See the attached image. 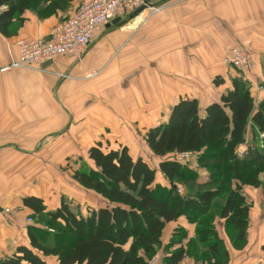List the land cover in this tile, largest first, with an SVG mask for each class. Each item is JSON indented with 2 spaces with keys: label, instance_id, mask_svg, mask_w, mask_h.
<instances>
[{
  "label": "trees",
  "instance_id": "16d2710c",
  "mask_svg": "<svg viewBox=\"0 0 264 264\" xmlns=\"http://www.w3.org/2000/svg\"><path fill=\"white\" fill-rule=\"evenodd\" d=\"M32 2L36 0H0V7L7 6L0 10L4 35L13 34V22L22 20L20 12L33 7ZM62 3L53 0L48 7L55 11ZM223 82L220 79L217 84ZM255 103L249 83L235 77L232 88L218 101L202 108L197 98L181 97L172 106L168 121L148 130L146 143L156 156L203 152L198 156L203 162L213 151L218 153L222 162L214 169L222 173H212L208 182L195 178L198 189L190 186L193 190L188 194H180L175 184L169 189L156 186V170L142 157L135 158L127 146L105 150L97 142L88 149L94 168L77 169L73 177L103 197L105 206L78 215L63 199L58 208L45 211L43 198L26 196L23 204L33 214L46 213L48 221L58 223L56 227L64 232L49 235L37 224H30V246H18L12 256L0 259V264H151L163 248L167 225L181 217L195 224L196 234L186 246L187 230L176 227L164 249L179 246L167 252L163 264H182L188 256L197 264H229L230 252L217 221H224V230L235 245L244 241L251 212L244 186L258 187L262 182L264 146L256 137L259 131L264 133V101L258 107ZM249 131L253 132L251 142L239 154ZM188 168L177 160L160 162L161 171L172 182ZM53 257L55 261L49 262Z\"/></svg>",
  "mask_w": 264,
  "mask_h": 264
},
{
  "label": "crops",
  "instance_id": "0c3cea01",
  "mask_svg": "<svg viewBox=\"0 0 264 264\" xmlns=\"http://www.w3.org/2000/svg\"><path fill=\"white\" fill-rule=\"evenodd\" d=\"M186 3L189 5L183 6L184 3L180 0L174 1L163 9L159 7L137 10L125 20H113L97 34L92 45L83 53L84 56L76 62L71 56H60L50 64L43 62L35 67L11 66L2 70L18 59L19 44L22 41L50 35L53 26L62 20L59 12L47 15L28 7L20 12L22 20L16 19L13 22L12 35L6 36L0 31V259L12 256L20 245L30 246L27 232L29 224L26 220L32 210L23 204V198L37 195L18 184L16 180H7L4 175L20 174L30 168L22 167L19 160L53 157V151L51 150V155L48 154L43 150V144L50 143L51 139L57 136L62 142L65 139L62 129L69 125L70 112L66 109V103L70 102L71 97H75L74 80L80 85L82 78H86V70L90 76H96L100 69L109 70L112 65V69L117 68L119 61L122 67L127 62L133 65L135 59L149 64L151 60L147 52L149 53V49L154 45L161 46L164 48L165 57L172 55L164 60L165 64L161 69L170 73L176 71L174 74H168L167 78L178 80L177 84L161 89L162 94L169 99L167 101H170V106H167L170 112L171 106L182 93L195 91L180 88L181 69L187 75L190 73L191 78H197L199 72L202 76L203 72L213 70L215 62L221 61L224 44L236 45L235 40L238 37L234 36H237L238 24H233L235 27L231 31L227 27L231 17L237 19L231 13L230 0H191ZM6 7L3 5L0 10ZM238 13L239 16H244L245 9ZM175 54L180 57L178 61ZM123 55L127 58L122 59ZM180 61H186L184 68L177 65ZM147 66L150 69V65ZM67 72L70 73L69 77L65 75ZM122 88L126 95L148 93V89L144 87L141 90ZM196 97L202 104L201 98ZM144 100L141 98L125 110L128 118V110L132 109L143 118L146 110ZM111 120L110 117L109 124ZM61 150L64 152L63 147ZM66 152H69L68 149ZM5 208L9 211H5ZM253 209L251 207V211ZM217 225L221 237L226 240L228 236L224 232V221H217ZM179 226L187 230L185 241L196 233L195 224L189 223L185 217L173 222L170 230L164 232L163 248L156 257L157 264L161 263V254L164 258L167 252L176 249L174 246L177 244L166 251L164 246L169 243L174 229ZM258 230L257 241L253 239L256 238L253 230L250 232L249 246L243 251L232 252L228 241H225L231 255L229 264H264V225ZM252 243H255L256 251L247 253ZM188 259L185 258L182 264H194V259L192 263Z\"/></svg>",
  "mask_w": 264,
  "mask_h": 264
},
{
  "label": "rangeland",
  "instance_id": "374dc122",
  "mask_svg": "<svg viewBox=\"0 0 264 264\" xmlns=\"http://www.w3.org/2000/svg\"><path fill=\"white\" fill-rule=\"evenodd\" d=\"M51 1L53 0H36L37 3L32 2L33 7L30 9L47 13V15H53L59 12L62 18V20H60L63 21L74 12L83 0H57L60 3L63 2L62 8L59 7L61 9H59V11L55 10L53 13L51 12L54 9L48 7L51 5ZM174 1L179 0H159L157 4H159L158 7L163 9L168 7V5H172ZM187 1L191 0H180L181 3H184L183 6H185V4L189 5L186 3ZM230 8L232 10L231 13L237 19L234 20L231 17V23L227 21L229 24L227 27L231 31L234 30L235 27L233 24H238L237 36H234L231 32L230 34L236 38L238 37V39L235 38L237 42L235 44H238L237 46L248 47L251 50L250 55L253 66L250 67L249 70L241 71L227 64L224 61L225 49L234 44L226 43L221 50V61L213 64L212 71L207 70L203 72L202 76H200L201 73L199 72L197 78H191L190 73L187 75L181 69L182 77L180 78V88L183 87V90L193 89L195 91L184 92L182 93L183 95L181 94L182 96H180V98L192 97L198 99L196 96H199V98H201L200 100L203 102L201 104L199 101L202 108H204L207 103L210 104L211 100L215 98H218V101V96L231 89L232 80L235 77H239L249 83L251 93L256 101V107L260 105V102L264 101V0H230ZM244 9L245 15L239 16L238 12L241 13ZM175 51L177 53V49H175ZM163 52L164 48L154 45L149 49V53L147 52L151 60L149 64L141 59L138 61L135 59L133 65L127 62V64H124L122 67L119 61V63H117V68L112 69V65L109 70H107L108 68L100 69L96 76H90L89 71L86 70L84 73L86 78H82L80 85L77 80H74V82H76L75 88L73 89L75 97H71L70 102L66 103L68 104L66 109L70 112L69 125L62 129L66 140L64 139L62 142L59 139L60 137H53L50 143H44V146L42 145L44 147L43 150L48 152V154L51 150L53 151V157L19 160L18 162H21L22 167L29 166L30 168L23 170L24 172L20 174L4 175V178L7 180H16L18 184L26 187L30 192H35L37 194L33 196L43 198L47 207L45 211L55 210L61 205V201L64 199L76 214L87 215L89 210L105 206V200L95 191L81 185L74 179L73 174L77 169L90 170L94 168L93 162L88 157V149L96 145L97 142H101L105 150L127 146L130 153L135 158L142 157L156 170V186L169 189L175 184L174 186H176L180 194L192 192L193 189H191L190 186L194 189H198L197 183L195 182L196 179L201 182H208L212 173L213 175L216 172L222 173V170L214 169L216 164L219 165L222 162L218 159V153L216 151H213L212 155L210 153L208 158L203 162H199L198 156L204 155L203 152L172 153L165 157H160L156 156L146 143L145 136L148 130L160 123H166L171 112L167 110V106H170V101H167L169 99L162 94L161 89L170 87V85L178 81L167 78L168 74H174L176 71H171L173 73H170L168 70L161 69L165 64L164 60L172 56L167 55V57H165ZM175 55L178 61L180 57L177 54ZM126 58L125 55L122 56V59ZM159 60L163 61L159 62ZM185 63L186 61H180L177 65H180L181 68L183 66L184 68ZM147 65H150V69ZM203 65L205 64L203 63ZM133 66L134 68H132ZM69 74L70 73L67 72L65 75L69 77ZM203 75H207V77ZM220 79H223L224 82L217 84V81ZM225 83L227 84L226 86ZM122 87H128L130 89L139 88V90L144 87V89H148V93L144 95H136V93L126 95L123 93ZM139 98H144V103L146 102L144 106L146 110L144 109L143 118L138 116L133 109L132 111L128 110V114H130L128 118L125 110H127L130 105H134L138 102L140 100ZM174 99H176V96H174ZM162 106H164V108H160ZM110 117L112 118L111 124H109ZM252 133V131L247 133L245 143L241 144L238 148L239 154L245 152L251 140ZM257 134V142L261 143V146H264V133L260 134L259 131ZM62 147L64 152L61 150ZM66 148L69 152H66ZM185 153H189V155ZM51 154L52 153H50V155ZM163 160L180 161L189 166L188 171L184 172L181 177L172 182L160 169V162ZM16 161L17 160H15V162ZM259 176L262 182L258 187L244 186V192L249 197L251 207L254 208L249 215L246 239L244 241L238 240L237 246L233 242V239L224 231L228 236L224 241H228L231 251L235 250L240 252L249 246L250 232L253 230V233L256 234V238L253 239L257 241L258 229L264 225V167L262 171H260ZM5 211H9V209L5 208ZM31 212L32 213L29 214L26 220L29 225L37 224L40 228L45 229L49 235L52 234L53 231L57 233L64 232L58 230L56 227L58 223L53 224L48 221L46 213L38 215L35 213L33 214V211ZM171 226L172 223L167 225L165 229L166 233L170 230ZM54 228L56 229L54 230ZM45 236L48 238L47 235ZM192 238H194V236H192ZM187 242L188 240H184L186 246L188 245ZM174 245L176 244H173V246ZM177 245L176 247L174 246V248H177ZM160 251L157 255L160 254ZM253 251H256L255 243H252L247 253H252ZM156 257L152 260L151 264H157ZM188 258L189 262L192 263L193 257L188 256ZM49 260L53 262L54 257ZM162 262L163 258L161 254L160 264H162ZM194 264H197V262L195 261ZM199 264H206V262H199Z\"/></svg>",
  "mask_w": 264,
  "mask_h": 264
},
{
  "label": "built area",
  "instance_id": "2783aa9c",
  "mask_svg": "<svg viewBox=\"0 0 264 264\" xmlns=\"http://www.w3.org/2000/svg\"><path fill=\"white\" fill-rule=\"evenodd\" d=\"M159 0H83L67 19L55 24L47 37L19 44V57L10 66L35 67L60 56L80 59L97 34L113 20H125L139 9L159 8ZM251 50L237 45L225 49L224 61L241 71L253 66ZM189 155V153H185Z\"/></svg>",
  "mask_w": 264,
  "mask_h": 264
},
{
  "label": "water",
  "instance_id": "95a60500",
  "mask_svg": "<svg viewBox=\"0 0 264 264\" xmlns=\"http://www.w3.org/2000/svg\"><path fill=\"white\" fill-rule=\"evenodd\" d=\"M140 10H142V9H139L138 11H140ZM119 20V19H118ZM118 20H116V21H118ZM83 56V55H82ZM82 56L80 57V58H82ZM77 60H79V59H77ZM77 60H75V62L77 61ZM52 61H47L46 62V64H50Z\"/></svg>",
  "mask_w": 264,
  "mask_h": 264
}]
</instances>
